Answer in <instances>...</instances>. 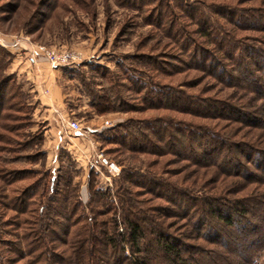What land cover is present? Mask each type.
Returning <instances> with one entry per match:
<instances>
[{"label":"rangeland","instance_id":"1","mask_svg":"<svg viewBox=\"0 0 264 264\" xmlns=\"http://www.w3.org/2000/svg\"><path fill=\"white\" fill-rule=\"evenodd\" d=\"M15 1L19 4L17 14L11 19L4 16V20L0 21V46L9 54V58H4L6 64L3 70L14 78V86L20 91V96L11 102L19 112H0V173L13 183L11 189L19 192L32 185L38 200L41 192L45 196L50 195V177L56 174L62 176L66 172L72 177V185L84 207V215H89L85 207L89 201L87 184L91 170L97 180L95 190L108 191L111 196L117 188L118 195H122L126 187L119 178L122 172L136 173L145 181L160 182L165 190L168 189L163 193L168 195L173 193V188L187 190L194 186L198 187V194L209 195L225 180L215 168H193L185 160L171 155L158 157L118 150L117 146L105 141L115 129L119 133H123V128L132 132L145 131L148 127L162 129L169 121L168 125L174 127L173 133L179 129L186 136L194 135V139L202 141L196 148L197 152H212L209 157L213 159L227 156L217 149L216 144H212V138H216L217 142L221 138L196 134L205 132L208 135L207 131H217L221 137L227 135L230 143L251 141L256 148H264L263 129H250L234 120L230 121V118L200 119L156 108L158 102L152 94L158 89H175L200 99L222 100L228 99V96L239 99L240 95L243 96L240 89L226 88L223 83L194 68L197 61L190 59L191 52L196 43H199L197 47L202 48L199 46L202 41L194 34L196 27L189 22L184 10L190 12L193 8L217 21L211 13L218 11L219 5L255 11L264 8L263 1L238 6L237 0H49L48 8L42 12L46 17L40 28L37 27V20H33L29 26L26 24L35 12V6H31V3L37 5L39 0ZM27 29L32 32L26 33ZM2 39L24 42L25 47L35 51L37 47H45L58 53L71 52L75 56L74 63L51 70L63 95L61 117L78 121L80 133L63 131L61 124L65 119L58 126L56 121L59 119L55 118L56 121L50 122L49 127L41 121V111H37L39 103L32 92L33 82L27 81L24 75L16 71L12 72L15 54L5 47ZM237 40L235 43L239 50L250 48L264 53L262 33L240 32ZM37 55L41 56L39 53ZM42 60L45 59L42 57ZM147 89L151 94L152 106L145 104L143 99L148 93ZM246 94L240 98L243 102L252 99L250 94ZM92 103L98 106V110L106 111L105 114L98 115L91 107ZM6 115H10L9 119L5 118ZM231 118L236 119L235 116ZM106 121L108 125L104 124ZM48 130H52V133H48ZM66 151L74 162L66 156ZM98 152L116 163L121 175L106 179L105 168L94 159ZM242 161L245 162L244 159ZM12 171L17 175H13ZM228 181L232 183L235 180ZM5 188L6 183L0 177V200L5 196ZM138 192L140 196L137 200L145 202V205H139L141 209L160 207L175 210L171 200L158 198L159 191L151 194L147 189H138ZM170 197L174 199L173 194ZM112 203L117 218L121 219L122 204L118 199ZM1 204L0 201V213L4 211ZM97 210L105 211L106 208L99 206ZM161 221L176 231L185 223L174 216ZM15 231L17 234H13L10 227L0 224V240L12 241L15 239L13 235L18 234L20 237L21 231ZM5 257L12 256L4 253ZM257 264H264V254Z\"/></svg>","mask_w":264,"mask_h":264},{"label":"trees","instance_id":"2","mask_svg":"<svg viewBox=\"0 0 264 264\" xmlns=\"http://www.w3.org/2000/svg\"><path fill=\"white\" fill-rule=\"evenodd\" d=\"M256 1L237 0L238 6ZM48 3L49 0H39L37 5L31 3L35 12L27 26L37 20V27H41L46 17L42 12L48 8ZM218 8L211 13L217 21L202 11L184 10L189 22L196 27L194 34L202 41L199 45L202 48L196 43L190 59L197 61L195 69L226 88L240 89L244 95L239 99L228 96L229 100L200 99L175 89H158L152 93L158 102L156 108L200 119L230 118L250 129L264 130V53L250 48L239 50L235 43L240 32L264 34V8L255 11L227 5ZM18 9L17 1L0 0V21L4 16L11 19ZM28 30L25 32H32ZM203 45L207 48L203 49ZM1 48L0 112H19L11 102L20 96V91L14 86V78L4 73V58H9V54ZM246 93L252 99L243 102L240 98ZM149 97L148 92L143 99L152 106ZM91 107L98 115L106 112L98 110L94 103ZM168 123L162 129L148 127L137 132L123 128V133H119L115 129L105 141L131 154L171 155L185 160L193 168H215L225 180L212 193L198 194L199 189L194 186L187 190L173 188V193L168 195L163 193L168 189L165 190L162 183L145 181L133 172H122L119 178L126 187L122 188V195H118L117 188L111 196L108 191L95 190L97 180L91 170L87 184L89 201L85 207L89 215H84L69 173L50 177V195L41 192L38 200L32 185L18 192L11 189L10 179L0 173L6 183L5 196L0 200L4 210L0 213V224L10 227L13 234H17L15 230L21 231L20 237L13 235L12 241L0 240V264H257L264 254V148H256L251 141L230 143L227 135L221 137L217 131L196 134L221 138L219 142L212 138V144L227 156L213 159L209 157L212 152H197L202 141L194 139V135L186 136L179 129L178 134L173 133L174 127ZM65 154L73 161L68 151ZM229 179L235 181L230 183ZM138 189H147L151 194L159 191L158 198L171 200L175 210L141 209L139 205L145 202L137 200ZM172 194L174 199L170 197ZM117 199L122 204L121 219L117 218L112 203ZM99 206L106 210L98 211ZM109 215L106 220L100 219ZM170 216L185 221L184 225L176 231L161 221ZM4 253L12 257L4 259Z\"/></svg>","mask_w":264,"mask_h":264},{"label":"crops","instance_id":"3","mask_svg":"<svg viewBox=\"0 0 264 264\" xmlns=\"http://www.w3.org/2000/svg\"><path fill=\"white\" fill-rule=\"evenodd\" d=\"M13 54H15L14 62L12 64L13 71H16L19 75H24V79L33 82L34 96L39 103L38 110L41 111L40 119L46 123V127L51 126L50 122L56 121L59 126L61 120L65 118L61 117L63 108V95L58 82L56 81L55 73L51 70V66L42 60V57L37 55V52L30 47H25V43L21 41H10L2 39ZM66 120V119H65ZM54 130V129H53ZM54 132V131H53ZM48 133H52V130H48ZM71 146H75L72 143ZM80 149L79 147H76ZM81 150V149H80Z\"/></svg>","mask_w":264,"mask_h":264},{"label":"built area","instance_id":"4","mask_svg":"<svg viewBox=\"0 0 264 264\" xmlns=\"http://www.w3.org/2000/svg\"><path fill=\"white\" fill-rule=\"evenodd\" d=\"M36 52L39 53L52 68L66 66L75 62V56L71 52L58 53L47 50L45 47H37ZM104 124L108 125V122L106 121ZM61 127L63 131L69 134L81 132V125L76 120H65L61 124ZM94 159L105 168L107 172L106 179L115 178L120 174V167L116 163L107 160L102 152L96 153Z\"/></svg>","mask_w":264,"mask_h":264}]
</instances>
